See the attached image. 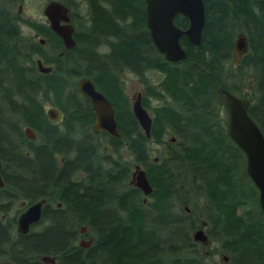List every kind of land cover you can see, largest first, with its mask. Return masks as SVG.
Wrapping results in <instances>:
<instances>
[{
  "label": "trees",
  "instance_id": "16d2710c",
  "mask_svg": "<svg viewBox=\"0 0 264 264\" xmlns=\"http://www.w3.org/2000/svg\"><path fill=\"white\" fill-rule=\"evenodd\" d=\"M13 1L0 0V101L3 98L6 104V110L0 108L4 180L0 205L21 200L31 204L39 198H46L49 205L61 203V208L49 209L50 213L46 207L44 218L53 226L35 235L41 244L30 253L59 254L57 264H209L201 243L192 237L201 227L197 216L198 207L203 206L206 232L219 245L220 253L229 256V264H264V214L258 205V191L246 173L244 153L226 134L218 93L219 88L239 91L236 83L222 79L232 76L231 69L229 75L224 71V65L232 58L235 34L244 31L248 51L241 62L251 68L254 91L248 113L264 135V7L258 5L256 12L245 0L234 4L205 0L201 45L192 46L183 39L187 56L182 62L171 63L157 51L144 28L143 0H86L93 9L96 29L89 33L83 25L76 32L75 68L59 64L51 73L41 74L33 57L44 59L45 52L38 42L23 37L11 9ZM29 25L54 41L49 28ZM96 33L110 47L104 61L136 75L148 70L162 73L161 88L153 91L146 86L145 95L160 98L164 93L170 97L167 105L156 108L148 138L138 127L128 97L121 92L115 97L112 85L108 89L98 84L115 105L122 135V140L111 142L116 146L127 142L132 160L146 169L153 187L146 202L137 188L126 183L127 169L122 177L100 176L101 172L87 169L95 160L93 148L72 138L61 147L65 142L59 138L62 133L44 129L54 127L45 118L44 103L64 111V125L89 126L93 120L88 102L70 90L69 80L88 75ZM104 73L112 78L110 69L104 68ZM146 98L142 99L144 106ZM23 124L37 133L38 141L26 139ZM165 131L178 141L164 140ZM151 140L163 144L157 162L148 150ZM24 145L31 151L28 156ZM57 154L69 157L64 166L71 165L70 171L60 172ZM80 171L85 177L73 179ZM121 180L123 192L111 193L110 185ZM55 182L56 186H47ZM89 183L91 190H87ZM187 187L193 191L192 198L184 194ZM201 200L206 203L202 205ZM185 204L192 207L191 213L184 210ZM81 225L93 237L87 249L73 242Z\"/></svg>",
  "mask_w": 264,
  "mask_h": 264
},
{
  "label": "flooded vegetation",
  "instance_id": "af4514ba",
  "mask_svg": "<svg viewBox=\"0 0 264 264\" xmlns=\"http://www.w3.org/2000/svg\"><path fill=\"white\" fill-rule=\"evenodd\" d=\"M14 1H21V0H14ZM57 1L63 3L68 8V12H69V16H70L69 23L73 27V35L72 36H73V39L75 40V46L73 48L66 49L62 38L60 36H58L53 30H51L48 20H47L46 23H37V24H41V26H44V28H49V30L53 33V35L55 37L54 41H50L45 36H43L39 32H37L34 28H32L33 29L32 30L33 34L29 35L28 37L25 36L23 31L21 30V33H22L24 38H29V39L34 40L35 42H38L41 45V47L43 48V51L45 52L46 58H44V59L42 57H38V56H34L33 57V60H34V63H35V67H36L37 71L39 73H41V74H49V73H51L56 68V66H58L59 64H62V66L65 67V68H72V69L75 68L76 61H75L74 50H75V48L77 46L76 32L83 25L89 30V33H92L93 29H96V27L93 24V9L87 3L86 0H78L77 2L74 1V0H70V2H71L70 5L65 4L61 0H57ZM143 1H144V13H145L144 28L147 30V32L149 34V37L151 39L150 32H149V29H148L147 24H146V17H147V15H146V3H145V0H143ZM203 1H204V5H205V0H203ZM230 1H231V3L234 4V3L240 2L242 0H230ZM245 1H247L249 4L254 5L255 6L254 10L256 12L258 11V5H262L264 7V0H245ZM100 4H102V6L104 5L106 7V5L104 3H100ZM81 6H85V12L83 14L79 10V8ZM21 8H22V3H18V6H17V9H16L15 13H13L17 17V21L16 22H17L18 26L20 27V29H21V26L23 25L22 21H21V18H20V10H21ZM262 9H263L262 13H263V16H264V8H262ZM183 20H185L186 22H183ZM205 20H206V8H205ZM62 24H63V22H62ZM174 24L178 28H180L182 30H185L189 26V21L183 15L177 14L174 17ZM204 26H205V24H204ZM203 30H204V27H203ZM203 30H202V35H203ZM99 33H96V35H98L97 36V40H98L97 41V45L90 46L91 55L92 56H90V63H89V66H88V69H89L88 75H80L79 77H75V78L69 80L70 85H71L70 90H74L80 96L84 97V99L88 102L89 107H90L91 112H92L93 120L91 121L89 126H87V125H79V124L78 125L74 124V125H70V126L64 125V123H65L64 119H65V115H66L64 113V111L62 109H60L58 106H56V105H52L50 103H44L43 104V112H44L45 118H46L47 122L50 125L54 126V127H45L44 129H48L50 131L51 130H55V131H57L59 133H62L61 137H59V138L62 139L63 141H65V142L60 144L61 147L67 146V144H68L67 139L72 138V139L80 141L81 143H86L90 148H93L95 150L94 153H93V155L95 156V160H94L93 164H90V165L87 166V169L88 170L95 169V170L101 172L100 176L102 174H106V175H109V176H112V177H116V178L119 177V176L122 177L124 169H127L126 183L129 186H131V187L137 188L140 191V193H142V195H143V202H146L149 199L148 197L153 192V187H152V185L150 184V182L148 180V177L146 175L145 167L141 163L135 162V161L132 160L129 152L126 150L127 142H121L119 144V146H116V145H114V143L111 142V139L122 140V135L120 133L118 122H117V119H116L115 105L111 101V99L108 97V95L105 94L100 89L98 84L104 85L108 89H110L108 87V85L109 84H110V86L112 85L110 90H111V94L115 95V97H117L118 96L117 94H119L120 92L122 94H125L127 97H128V95L125 92L124 82H123V78H122V76H123L125 71L121 70L120 68H118V69L115 68L114 67L115 63L114 62H113L114 63L113 64V63H111L109 61H104V59L107 58L106 55L110 51V47H109L108 44H106L105 40H101L100 39V38H102V36H99L100 35ZM102 34L103 33H101V35ZM239 34H243V35L246 36V39H247V50L241 56V58L239 59L238 63L235 64V59H234V48L235 47L234 46H235L236 37ZM40 38L44 40L43 43L40 42V40H39ZM183 39H185L190 45H192V44L187 40L186 37L182 36L180 38L181 46L185 49L186 56H187V50H186L185 45L183 44ZM151 41H152V39H151ZM152 43H153V41H152ZM201 43H202V39H201ZM201 43H200V45H201ZM153 45L155 46L154 43H153ZM200 45H197V46H200ZM192 46H195V45H192ZM155 48H156V46H155ZM247 51H248V37H247L246 32H244V31L237 32L235 34L234 40H233V50H232V58H231V60H233V67H237L239 65V63L241 62L242 57L247 53ZM37 59H40L44 66L50 67L51 71L48 72V73L40 72L38 70V66H37V63H36ZM183 60H180L178 62H171V63H179V62H182ZM108 66H111V68H109ZM104 68L106 70H108V69L111 70V74H112V78L111 79H109L107 77L108 73H104ZM153 72H156V71H154V70H152V71L150 70L149 71L148 70L142 76L135 74L136 77L138 78L139 82L143 86L142 92H138L137 93V94H140L141 104H142V99L144 97H147L146 98L147 105L144 106L142 104V106L146 109V111L148 112L149 116L151 117V128H152V124H153L154 118L156 116L155 115L156 108H158V107H160V106H162L164 104L167 105L169 103V101H170V97L167 94H164V93L162 94V96L160 98H157V97H154V96H151V95H149V96L145 95L146 86L150 90H153V91H156V90L161 88V86H159V79L157 80V82H155V81L152 80L151 77H149V75L151 73H153ZM157 73H160V72H157ZM160 74L163 77V74L162 73H160ZM83 76L89 78L92 81V83H93L94 87L96 88V90H98L103 96H105L109 100L110 104L113 106L115 119H116V122H117L118 133L121 136L120 138L113 137V136L109 135L104 130H100V131H97V132L94 131L93 123H94V120H95V115H94V110L92 108L90 99L88 97H86L85 95H83L82 93H80L79 90H78V80L81 77H83ZM247 83L248 84L246 86L242 87L243 92L246 93V94L249 92L250 88H252V86H253V79H248ZM222 90H226V89H222V88L218 89L219 100L221 101V103L223 105V108L220 110V116H221V119H223V118L225 119L226 118V123H225L224 127H225L226 134L228 135V111H227V108H226L225 103H224V95L222 93ZM226 91H228V90H226ZM228 92H230V91H228ZM230 93L234 94V95H236V96H238L240 98L248 99L250 101V105L252 104L251 98L242 97L240 95V93H238V92L237 93L230 92ZM137 94L135 95V97L132 100H130V98L128 97L132 114H133L132 102L136 98ZM221 98H222V100H221ZM2 99L3 98H1V101H0V108L3 109V110H6V104L3 102ZM150 100L159 101L158 105H156L154 107L150 106L151 105L150 104ZM250 105H249V107H250ZM48 107L57 108L59 111L62 112V118L58 122H53L52 120L49 119V117L46 114V108H48ZM148 107L152 110V114L149 113V111H148L149 108ZM249 107H248V109H249ZM223 112L225 113L224 117L222 116ZM133 116H134V114H133ZM135 119H136V117H135ZM136 121H137V119H136ZM137 124H138V127H139L140 131L144 133V131L141 128V126H140L138 121H137ZM21 128H22V132H23V134H24V136L26 137L27 140L33 141V142L38 141V139H39L38 135L31 127H29L28 125H24L23 124V125H21ZM25 128H30L33 131V133H34L35 138H33V139L29 138L26 135V133H25ZM6 129L7 128H5V130ZM261 132H262V130H261ZM150 134H151V130H150ZM144 135L146 136L145 133H144ZM146 137L149 138L150 135L146 136ZM228 137H229V135H228ZM163 139L169 141L170 143H176L178 141L177 137H175L174 135H171L167 131H165ZM229 139H230V137H229ZM22 143L23 142L20 141L21 145H22ZM153 144L159 145L161 147L160 149L163 148L162 142H157L156 140H151L150 141V145L148 147V150H149V153H150V157H151L152 145ZM22 147H23V151H24L25 155H27V156L30 155L31 151L29 150V148L27 146H25V145L22 146ZM122 151L125 152V154L129 156V160H124L123 159L122 154H121ZM151 159H153V161L157 162L158 161V156L154 157V158H151ZM55 161L57 163V168L60 170V172L66 173V172L71 170V165H68V167H67V165L64 166L66 164V162L70 161L69 157H66L65 155H62V154H57L56 158H55ZM95 165L97 167H94ZM131 167H132V169H131ZM137 167H139V169H142V170L145 171V175L147 177V180H148V182H149V184H150V186L152 188V191H151V193L149 195H144L142 190L139 189L138 187H136L134 185V183H133L134 180H135L134 174H135V171L137 170ZM2 169H3V163H2V161L0 159V175H1L2 181L4 183V180H3V177H2ZM84 177H85V175L83 174V171L82 172L80 171L79 173H76V174L72 175L73 179L74 178L76 180L80 179V181ZM86 179H88V178H86ZM120 182L121 183H112L110 185V188L113 191L111 193H122L123 192V188H122V183L123 182H122V180ZM42 185L45 186L44 184H42ZM3 186H4V184H3ZM47 186H56V182L55 183H49ZM92 186L93 185L89 183L87 185V188H88L87 190H89V189L91 190ZM188 189L185 188V190H184L185 192L184 193H192V196H193V191L191 190V188H188ZM53 193H55V192H53ZM192 196L190 198H192ZM40 199H44L45 200V203L42 205V208H41L40 219H39L38 222L32 223L29 226V229H28V231L26 233L19 232V230H18V218L29 207L30 204H27L26 201L21 200L20 201V207H17V209L15 208V205H16L17 202H15L14 204H10V206H3V204L0 205V229L2 230V232H1L2 236H0V264H57L58 263L59 254H41V255H37V254L30 253V251L35 253V251H36L35 248L41 244L40 241L37 238H35V235L44 234V232H45L44 230L46 228H50V227L53 226L50 223V221H48V220H46L44 218V213H45L46 207H48L47 211L49 213H50V210L52 208H61V203L60 202H54L53 204L49 205L47 200H46V198H39L38 200H40ZM257 199H258L259 208L263 212V210L261 209V206L259 204V193H257ZM201 203H202V205H204L206 202H205V200H201ZM183 208H184V210L187 213H191L192 212V207L189 204H185L183 206ZM198 208H199V212H198L199 214H198L197 217L201 221V227L198 228V229H202L203 232L208 237V240H209L208 244H204V243H201V242H199V243H201L202 245L203 244L204 245H210L212 241H211V239L209 238V236H208V234L206 232V227H207L208 224L203 219L206 211L203 208V206H199ZM13 211H14L15 215L11 216V212H13ZM263 214H264V212H263ZM36 227H38V228L36 229ZM198 229H196V230H198ZM196 230H194V231H196ZM75 235L76 234H74V236ZM89 240H90V245L88 247L81 246V243L83 241L85 242V241H89ZM73 242H74V244H76L77 246H79L80 248H83V249H87V248H89L91 246V244L93 242V237L91 235H88V229H87V227L85 225L79 226L78 235H76L74 237ZM45 256L52 258L53 259V263L51 261H47V262L44 261L43 257H45ZM222 259L224 261H226V262H229V256L227 254H225V253H223Z\"/></svg>",
  "mask_w": 264,
  "mask_h": 264
},
{
  "label": "water",
  "instance_id": "95a60500",
  "mask_svg": "<svg viewBox=\"0 0 264 264\" xmlns=\"http://www.w3.org/2000/svg\"><path fill=\"white\" fill-rule=\"evenodd\" d=\"M146 24L151 39L157 50L167 61L178 62L186 57V51L181 46L180 38L186 37L192 45H200L202 30L205 24V5L203 0H145ZM43 14L53 30L63 40L66 49L75 46L73 39V27L69 23L70 16L68 8L57 0H49L43 9ZM181 14L189 21L187 29L182 30L174 24V17ZM63 22V24H62ZM43 43V39H39ZM235 64L247 50V39L239 34L234 46ZM38 70L48 73L51 68L44 66L40 59L36 60ZM78 90L90 99L94 110V131L104 130L109 135L120 138L114 108L109 100L94 87L92 81L83 76L78 80ZM224 103L228 111V135L230 139L241 149L245 155V170L259 193V204L264 212V135L258 125L248 114L250 101L240 98L226 90H222ZM132 111L146 136L150 135L151 117L141 104L140 94L132 102ZM46 114L53 122L62 118V112L57 108H46ZM26 135L33 139L35 135L30 128H25ZM134 185L142 190L144 195H149L152 188L147 180L145 171L139 169L134 174ZM0 175V187L3 186ZM45 203L40 199L30 204L29 207L18 218V230L26 233L32 223L38 222L41 216V208ZM195 241L208 244L209 240L202 229L192 233ZM89 241H83L81 246L88 247ZM44 261H51L50 257H43Z\"/></svg>",
  "mask_w": 264,
  "mask_h": 264
},
{
  "label": "rangeland",
  "instance_id": "374dc122",
  "mask_svg": "<svg viewBox=\"0 0 264 264\" xmlns=\"http://www.w3.org/2000/svg\"><path fill=\"white\" fill-rule=\"evenodd\" d=\"M49 0H21V1H14L11 4L12 12L15 13L18 3H22V8L20 10V18L22 21L21 30L23 31L25 36H29L33 34V29L29 24L31 23H46L47 19L43 14V9L45 4ZM70 1V0H69ZM78 1V0H74ZM79 10L82 12V14L85 12V6H81ZM231 69V75H229ZM224 71L230 76L226 77V79H222L223 82H227L228 84L236 83L239 86L240 95L242 97L246 98H252L254 95L253 88H250L249 92L246 94L243 92L242 87L246 86L248 83V79H253V75L251 72V68L247 66L246 64L240 62L237 67H233V60H230L225 63L224 65ZM149 77L152 78L153 81L157 82L158 79H160L162 76L160 73L153 72L149 75ZM123 82H124V88L125 92L132 100L135 95L138 92H142L143 86L139 82L136 75L132 72L125 71L123 76ZM222 100V98H221ZM157 100H150V106L154 107L158 105ZM149 108V107H148ZM149 113L152 114V110L148 109ZM222 116H225V113L223 112ZM161 147L159 145L153 144L152 145V152H151V158L157 157L159 154V151ZM122 157L124 160H129V156L125 154V152H121ZM132 169V167H131ZM188 188V187H187ZM187 197H191L192 193H184ZM20 207V201L16 203L15 208ZM15 215L14 211L11 212V216ZM38 227H36L37 229ZM202 245V244H201ZM201 252L206 256L207 260L209 261V264H229V262H226L222 259L223 253H220V247L217 243L211 242L210 245H202L200 246Z\"/></svg>",
  "mask_w": 264,
  "mask_h": 264
}]
</instances>
